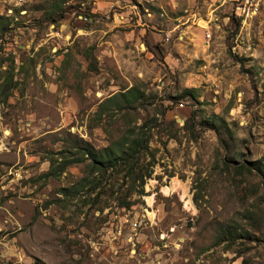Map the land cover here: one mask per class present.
Instances as JSON below:
<instances>
[{
    "label": "rangeland",
    "instance_id": "obj_1",
    "mask_svg": "<svg viewBox=\"0 0 264 264\" xmlns=\"http://www.w3.org/2000/svg\"><path fill=\"white\" fill-rule=\"evenodd\" d=\"M237 3L0 0V264H264V7ZM144 121L154 163L129 208L63 197L83 164L42 176Z\"/></svg>",
    "mask_w": 264,
    "mask_h": 264
},
{
    "label": "trees",
    "instance_id": "obj_2",
    "mask_svg": "<svg viewBox=\"0 0 264 264\" xmlns=\"http://www.w3.org/2000/svg\"><path fill=\"white\" fill-rule=\"evenodd\" d=\"M60 13L49 15L48 19L52 22L56 21ZM90 63V62H89ZM93 69V66H89ZM136 90L132 87L123 92H117L105 99L109 102L116 96L128 101L126 96ZM130 94V95H131ZM142 92L133 93L134 99H139ZM140 103V102H139ZM134 107L133 104L128 103ZM127 104V105H128ZM188 119L182 125L185 130H190L192 124H188ZM203 125H207L210 129H216L214 121L204 120ZM146 121L138 125L128 126L124 138H118L110 141L107 145L100 148H93L87 142L80 139V143L75 144L74 150L61 151L60 160L57 165L50 159V168L42 176L53 177L65 169L70 164H83L84 172L69 186L59 187V193L65 198L74 196H89L90 205L104 203L105 200H111L118 207L129 208L135 199L143 195L142 186L146 178L149 177L151 168L154 163V157L148 149V133ZM148 156V159L145 157ZM223 165L227 169L229 162L223 160ZM261 160H245L241 159L231 165V169L236 175L252 174L261 171ZM264 192V186H263ZM194 194L192 199L196 202ZM236 234L234 229L223 228L221 235L228 240H232ZM246 264V262L244 261ZM35 264V263H33Z\"/></svg>",
    "mask_w": 264,
    "mask_h": 264
},
{
    "label": "bare ground",
    "instance_id": "obj_3",
    "mask_svg": "<svg viewBox=\"0 0 264 264\" xmlns=\"http://www.w3.org/2000/svg\"><path fill=\"white\" fill-rule=\"evenodd\" d=\"M259 8V0H241L240 1V11L245 12H255Z\"/></svg>",
    "mask_w": 264,
    "mask_h": 264
},
{
    "label": "built area",
    "instance_id": "obj_4",
    "mask_svg": "<svg viewBox=\"0 0 264 264\" xmlns=\"http://www.w3.org/2000/svg\"><path fill=\"white\" fill-rule=\"evenodd\" d=\"M240 1L241 0H238L237 6H236V8L239 9V10H240ZM262 6L264 7V0H259V8L262 7ZM242 12H244V11H241V13ZM177 104L179 106H182V103L181 102H178Z\"/></svg>",
    "mask_w": 264,
    "mask_h": 264
},
{
    "label": "crops",
    "instance_id": "obj_5",
    "mask_svg": "<svg viewBox=\"0 0 264 264\" xmlns=\"http://www.w3.org/2000/svg\"><path fill=\"white\" fill-rule=\"evenodd\" d=\"M180 23L182 24V22H180ZM189 26H190V24L185 25L184 26V29L187 28V27H189Z\"/></svg>",
    "mask_w": 264,
    "mask_h": 264
}]
</instances>
